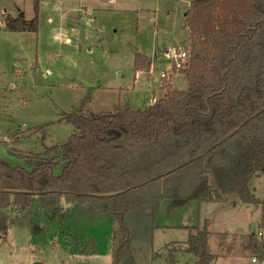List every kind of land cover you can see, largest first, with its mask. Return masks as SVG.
Listing matches in <instances>:
<instances>
[{
	"label": "trees",
	"instance_id": "16d2710c",
	"mask_svg": "<svg viewBox=\"0 0 264 264\" xmlns=\"http://www.w3.org/2000/svg\"><path fill=\"white\" fill-rule=\"evenodd\" d=\"M4 23L9 31H36L37 4L30 19L18 12L6 14ZM184 25L185 90L164 85L165 93L143 109L118 103L83 112L81 104L61 118L75 128L65 143L32 153L27 167L0 156V237L10 213H23L33 202L43 210L62 198L113 215L112 264H147L138 246H145L160 209L221 202L232 191L244 203L260 204L257 228L264 231V200L248 188L253 176L264 175V0H190ZM142 58L135 55V70L149 67ZM185 228L186 240L162 254L165 260L173 264L183 251L194 264H211L205 224ZM248 237L246 248L262 258L264 242L255 233ZM160 256L155 252L152 259Z\"/></svg>",
	"mask_w": 264,
	"mask_h": 264
},
{
	"label": "rangeland",
	"instance_id": "374dc122",
	"mask_svg": "<svg viewBox=\"0 0 264 264\" xmlns=\"http://www.w3.org/2000/svg\"><path fill=\"white\" fill-rule=\"evenodd\" d=\"M87 1L0 0V156L10 165L27 167L32 153L65 143L75 128L61 118L81 104L83 112L111 110L118 103L143 109L165 93L164 85L187 88L180 72L184 61L178 66L162 54L166 47L188 51L182 41L186 1L151 0L160 9L136 13L116 12L119 0ZM35 3L36 31L6 29L5 11L12 16L19 8L30 19ZM80 5L94 11L81 12ZM135 55L151 59L153 73L135 70ZM161 73L166 77L159 78ZM61 169L59 162L54 172ZM248 188L264 200V175L253 176ZM259 219L260 204L242 202L235 191L221 202L191 200L164 207L148 219L156 226H149L145 246H138L140 260L170 264L162 254L181 246L189 232L185 227L205 224L216 254L213 264H249L251 256L256 258L253 264H264V252L261 258L246 248L252 232L264 242V232L257 234ZM113 229L109 212L62 198L43 210L33 202L23 213L9 214L7 233L0 237V264H112ZM155 252L161 256L152 259ZM175 258L173 264H194V256L183 251Z\"/></svg>",
	"mask_w": 264,
	"mask_h": 264
},
{
	"label": "crops",
	"instance_id": "0c3cea01",
	"mask_svg": "<svg viewBox=\"0 0 264 264\" xmlns=\"http://www.w3.org/2000/svg\"><path fill=\"white\" fill-rule=\"evenodd\" d=\"M84 1L85 0H80V2L83 4L84 3ZM87 1V0H86ZM117 1V0H116ZM150 1L151 0H148L146 3L145 2H140V1H137V0H119L118 1V3L119 4H117L118 6H116V9H115V11L116 12H124V13H127V12H138V11H145V12H148V10L150 9V7H154V6H156L157 5V2H151V4H150ZM182 1H186V5H184V7H186V10H187V8H188V6H189V3H190V0H179V3L181 2L182 3ZM88 2V1H87ZM108 2H110V0H108ZM175 6H177V5H175ZM154 9H160L158 6H157V8H155L154 7ZM153 9V10H154ZM79 10L81 11V12H83V11H88L89 13L91 12V11H94V9L92 8V6H90V7H86V8H84V6L83 5H80V7H79ZM18 12H22L23 13V11L21 10V9H17V13ZM186 12V11H185ZM184 12V13H185ZM5 13V15L6 14H8V12H4ZM184 13H183V27L184 28H186V35L183 37V39H182V41H184V43H183V46H185L187 43H188V28L184 25ZM4 15V16H5ZM8 15H11V14H8ZM12 16H15V15H12ZM89 20H92L90 17H89ZM153 20V19H152ZM69 40V38L68 37H65V41H68ZM177 42H179L180 41V38L178 37V39L176 40ZM171 48H173V47H171ZM171 48H169V47H166V49L164 50V52L162 53L163 54V56L166 58V59H169V56H168V50L169 49H171ZM173 49H175V50H177V51H181V50H185L184 48H181L180 50L176 47V48H173ZM144 61H148L149 62V67H147V71H148V73L149 74H151V73H153V67H154V63H152V61H151V59H149L146 55H144ZM180 61H182V60H180ZM183 62V61H182ZM160 78V77H159ZM155 79L157 80V77H155ZM170 85H171V83H170ZM171 89H173L172 88V85H171V87H170ZM164 93V92H163ZM163 93H161V95L160 96H162L163 95ZM156 99L155 98H152L149 102H148V105H151L154 101H155ZM258 224H259V221H258ZM252 233H254V232H252ZM187 234H188V232H187ZM257 234H258V231H257ZM187 238V237H186ZM186 240V239H185ZM184 240V241H185ZM183 241V242H184ZM221 243V242H220ZM210 248V247H209ZM211 250V249H210ZM212 252V251H211ZM215 256H214V259L211 261V264H213V262L216 260V254L215 253H213ZM251 257H255V256H251ZM251 257H250V259H251ZM244 263H247V262H244ZM249 264H253L252 262H251V260H250V262H249Z\"/></svg>",
	"mask_w": 264,
	"mask_h": 264
},
{
	"label": "built area",
	"instance_id": "2783aa9c",
	"mask_svg": "<svg viewBox=\"0 0 264 264\" xmlns=\"http://www.w3.org/2000/svg\"><path fill=\"white\" fill-rule=\"evenodd\" d=\"M168 56L173 59L174 64H177L178 66H180V62H181L180 60L185 61V59H187L188 51H186V50L177 51V50L171 48V49L168 50ZM165 77H166V73H161L160 74V78L163 79ZM262 232H264V231L258 230V235H261ZM250 260H251L252 263H254L256 258L255 257H251Z\"/></svg>",
	"mask_w": 264,
	"mask_h": 264
},
{
	"label": "water",
	"instance_id": "95a60500",
	"mask_svg": "<svg viewBox=\"0 0 264 264\" xmlns=\"http://www.w3.org/2000/svg\"><path fill=\"white\" fill-rule=\"evenodd\" d=\"M242 126V123L236 127L235 129H233L232 131H230L228 134H226L225 136H223L218 143L224 142L226 141L229 137H231L240 127ZM214 145L208 146L205 149H203L200 153H198L197 155H195L194 157L190 158L189 160L186 161V163L190 162L191 160L201 157L205 152H208L209 150L212 149ZM172 170V169H171ZM35 264H40V263H35Z\"/></svg>",
	"mask_w": 264,
	"mask_h": 264
}]
</instances>
